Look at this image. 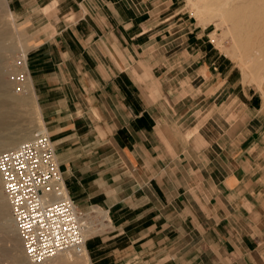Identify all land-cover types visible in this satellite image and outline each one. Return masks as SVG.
<instances>
[{"label":"crops","instance_id":"obj_1","mask_svg":"<svg viewBox=\"0 0 264 264\" xmlns=\"http://www.w3.org/2000/svg\"><path fill=\"white\" fill-rule=\"evenodd\" d=\"M8 1L68 193L105 216L89 264H264V87L152 41L146 0Z\"/></svg>","mask_w":264,"mask_h":264},{"label":"rangeland","instance_id":"obj_2","mask_svg":"<svg viewBox=\"0 0 264 264\" xmlns=\"http://www.w3.org/2000/svg\"><path fill=\"white\" fill-rule=\"evenodd\" d=\"M153 2L156 7H153ZM146 8L145 10H150L146 15L153 13L147 26L159 31L161 35L152 37V41L168 46L171 40L168 33L171 32L172 43L176 40L179 47L186 44L194 48L216 47L237 65L246 82L264 87V56H251L234 49L233 35L229 32L231 24L223 22L219 17L220 10L213 0H150V2L146 0ZM169 16L171 17L159 23ZM158 17L160 19H157ZM154 24L157 25L153 26ZM189 29H192V33L186 35L185 31ZM30 37L31 30L26 29L24 23L18 22L13 13L11 17L9 1L0 0V83L4 89L0 92V103L3 104L0 113L13 111L19 125L16 134L0 136V151L16 147L18 144L12 143L13 139L18 140L26 134L30 138L36 131L44 129L28 77L27 57L32 44ZM15 72L16 76L12 77ZM22 74L24 77L21 79L19 76ZM0 198L4 199L7 205L5 216L0 217V264H34L28 261L22 249L2 190L1 179ZM89 215L91 231L87 239L102 232L105 227L104 216L99 209H95ZM72 256L64 254L38 264H75ZM87 260L89 264V258Z\"/></svg>","mask_w":264,"mask_h":264},{"label":"built area","instance_id":"obj_3","mask_svg":"<svg viewBox=\"0 0 264 264\" xmlns=\"http://www.w3.org/2000/svg\"><path fill=\"white\" fill-rule=\"evenodd\" d=\"M0 179L28 261L38 264L62 252L86 251L85 229L95 208L82 210L69 195L45 127L16 147L0 151Z\"/></svg>","mask_w":264,"mask_h":264},{"label":"bare ground","instance_id":"obj_4","mask_svg":"<svg viewBox=\"0 0 264 264\" xmlns=\"http://www.w3.org/2000/svg\"><path fill=\"white\" fill-rule=\"evenodd\" d=\"M213 1L217 4L218 10H220L219 17L223 20V22H229L231 24L229 32L233 35L234 49L239 50L241 53H247L248 55L250 54L251 56H264V0ZM25 57L26 55H24V58ZM19 77L22 79L24 74L20 75ZM3 90L4 89L0 83V92ZM2 106L3 104L0 103V108ZM14 114L15 113L13 111L11 113H0V136H7L16 134L18 132L16 129L19 125L16 122ZM27 139H29L28 134H26V136L24 135V137L19 138L18 140L13 139L11 142L19 144ZM6 209V201L0 198V217L5 216ZM90 231L91 226L89 223H87L85 235L87 236ZM64 254L72 256V254L62 252L54 256V258ZM73 256L74 262H76L75 264H87L88 262V256L85 250L83 253Z\"/></svg>","mask_w":264,"mask_h":264}]
</instances>
